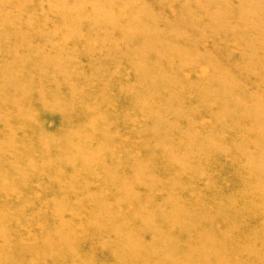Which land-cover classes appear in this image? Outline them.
Segmentation results:
<instances>
[{
  "label": "rangeland",
  "instance_id": "374dc122",
  "mask_svg": "<svg viewBox=\"0 0 264 264\" xmlns=\"http://www.w3.org/2000/svg\"><path fill=\"white\" fill-rule=\"evenodd\" d=\"M130 23L132 35L121 30ZM142 76L145 80H140ZM220 80L223 87L215 84ZM150 85L156 86L153 92L147 89ZM207 90L212 91L209 96ZM219 94L237 99L225 107ZM18 103L20 108L15 107ZM261 103L264 0H0V226L11 231H4L0 239H21L23 224L15 230L14 222L31 218L24 233L34 230L28 239L39 244L32 242L37 247L31 254H46L39 259L41 264H168L161 261L166 252L160 244L171 220L184 222L185 228L180 232L181 247L175 230L170 226L167 232L172 242L166 244L178 248L170 264H192L189 241L199 239L197 227L221 242L224 229L242 222L246 230L238 233L243 238L264 241L263 191L257 188L250 196L249 192L240 196L263 211L258 217L253 215L258 210L251 207L243 217L236 211L230 218L226 206L222 214L218 211L231 202L215 204V195L241 189L249 177L257 182V172L249 173L252 165L241 152L224 157L208 152L206 159L199 153L202 144L223 148L248 144L239 131L256 124L255 133L264 130V124L247 123L248 115L241 117L243 109L254 111ZM16 116L33 127L23 120L8 122ZM141 121L145 125L139 128ZM155 126L156 140L169 143L174 152L161 154L156 146L157 151L148 152L143 147L149 157L141 161L139 130L151 136L149 130ZM226 130L235 137L215 138ZM5 132H12L16 140L3 137ZM186 136L194 141L192 150L179 145ZM259 142L261 147L244 151L264 158V142ZM183 163L197 172L182 176ZM140 166L147 175L135 176ZM255 168L264 173L263 165ZM136 177L167 187L158 193L161 203L155 201L151 207L152 217L135 208L127 219L128 202L121 203L123 197L141 194L144 205L154 194L151 184L149 189L134 184ZM57 182L62 196L58 185L53 187ZM173 184L181 186L182 195L173 192ZM162 211L168 218L173 211V217L161 219ZM53 232L59 235L50 238ZM227 242L237 246V241ZM12 243L5 247L25 250L20 242L17 247ZM122 243L130 252L115 253ZM218 249L223 253L220 264H234L223 259L222 246ZM29 257L33 264L35 258ZM13 259L14 264H27L22 255Z\"/></svg>",
  "mask_w": 264,
  "mask_h": 264
},
{
  "label": "bare ground",
  "instance_id": "6f19581e",
  "mask_svg": "<svg viewBox=\"0 0 264 264\" xmlns=\"http://www.w3.org/2000/svg\"><path fill=\"white\" fill-rule=\"evenodd\" d=\"M256 23H258L257 22V20H256ZM131 26H134V24L133 23H130L128 26H126V27H122L121 28V30L122 31H125L126 33H128V34H130L131 33V31L134 29V28H132ZM129 30V31H128ZM135 30V29H134ZM131 35H132V33H131ZM142 35L144 36V33H142ZM140 80H145V77L144 76H142L141 78H140ZM137 83H139V85H141V81H139L138 80V82ZM165 84L166 83H162L161 84V86H160V89H162L163 88V90L165 89L164 88V86H165ZM216 84V86L217 87H219L220 85L222 86L223 85V82H221V80L220 81H217V83H215ZM154 86L155 85H150V86H148L147 87V89L149 90V91H151V92H153L156 88H154ZM142 87V86H141ZM156 87V86H155ZM223 87V86H222ZM210 92H212V91H210V90H207V91H205V93L209 96V93ZM219 92V91H218ZM9 93V92H8ZM7 93V94H8ZM204 93V94H205ZM20 96H24V95H20ZM147 99H149V96H147L146 97V100ZM237 98H230V99H226V98H221L220 97V94H219V96H218V100H220L223 104H224V106L226 107V105H228V106H232L231 104L236 100ZM43 100H45V99H43L42 98V101ZM52 101L53 102H56L57 104H58V102L57 101H55L54 99H52ZM227 101H229L230 103H228ZM238 103H239V105H241L242 104V106L245 104L244 102H239L238 101ZM51 103L49 102L48 104H46L47 106H49ZM230 104V105H229ZM259 105V107H257V106H255V108H254V111H252V109H249V108H247V107H244V109H243V115L241 116L242 118L244 117V115H248L247 117H246V122L247 123H252V122H254V121H256V120H260L263 124H264V104L263 103H261V104H258ZM16 108H20L21 107V105L18 103L16 106H15ZM56 107H58L59 108V104L58 105H56ZM137 110H139L140 111V109H137ZM140 112H142V111H140ZM59 117H62L63 118V115L60 113L59 115H58ZM144 117H146L145 115H143ZM17 118H15V117H11L10 119H8V122H11V121H21V120H23L22 122H26L27 124H26V126H29L30 128H32L33 126H32V124L31 123H29L28 122V120H26L23 116H16ZM61 118V119H62ZM29 119H32V117L30 116L29 117ZM144 121H147V120H144ZM143 122L141 121L140 122V126H139V128H141V126L142 125H145V124H142ZM3 124L2 123H0V126H2ZM36 126H38V127H41V124H35ZM251 125V124H250ZM262 126V125H261ZM256 128V124H253V125H251V127L250 128H248V130H244V133H241L240 131H239V133H238V136H241V137H243V138H247L248 140H249V143L248 144H246V145H244V146H242V145H240V144H236V145H233L232 147H230V148H223L222 146H219V145H217V146H213V147H209L208 146V144H202V146L199 148V153H200V155H201V158H204V159H206L207 157H205V156H208L209 154H208V152H211V153H214V154H212V155H220V156H230V155H237L239 152H241V155H242V157H243V159H244V161L246 160L247 161V163L248 164H251L252 165V167L250 168V170H249V173L250 174H252L253 175V173H255V172H257V174H258V178H257V182L255 183L254 181H255V179H254V181L253 182H251V178L249 177V181L248 182H245L244 184H242V186H241V189H239V187H237V189L236 190H234V191H232V193L231 194H229V195H222V194H220V195H215L214 197H216L217 198V203L215 202V204H220V203H222L223 202V200L224 201H227V203H230L231 202V204L229 205V204H223L222 206H221V208H220V210L218 211L220 214H222V211H221V209H223L225 206H226V208H227V211H229L230 212V218L231 217H233L234 216V214H235V212L237 211V212H240V215H239V217H243L250 209H251V207H252V205L251 204H248V203H246V202H244V200L243 201H241V198H240V196H241V192L243 193V192H249V194H247V195H251L250 194V192H252L251 190H257V188H259L258 190H259V193L260 192H262L263 191V193H264V173H262L261 174V172L259 171V169H257L256 170V168H255V166H258V164H260V165H263L264 166V158H259V157H257V156H255L254 157V155L252 156V155H250V153H249V151H244L245 149H256V148H259V147H261L262 145L260 144V142L259 141H263L264 142V130H260V131H257V132H255V133H252V129H255ZM140 131V133H139V136H138V141L136 142V144L142 149V151H140L139 153H138V156L141 158L140 160L142 161V158H145V156L146 155H148L147 153H146V151H150L151 150V148L154 150V151H157L158 149H156V148H153V147H157V148H160L161 150H163L162 151V153L161 154H165V153H167V154H171V153H173L174 152V150H171L172 148H174V147H172L169 143H167V142H164V144L162 143V142H160V141H157L156 140V138H155V136L156 135H154L153 133L154 132H157L158 133V126H155V127H153V128H151L149 131H150V135L151 136H145L144 134L146 133V132H148V131H146L145 133H144V131H142V129L141 130H139ZM226 131H228V133H231V134H228V133H226L224 136H221V134H219V133H217V135L218 136H216L215 138H217V137H220L222 140H224V138H225V136L227 135V136H234L233 134H232V132H229V130H226ZM7 133V134H6ZM12 134V132H5L4 134H3V137H5V138H7V139H10V141L11 140H16V138H15V136H12L11 135ZM183 136V135H182ZM74 137H75V135H74ZM150 137V140L148 141V138ZM235 137V136H234ZM162 138H165V137H162ZM182 138V137H181ZM189 138H191V137H189ZM188 136H186L185 138H182V142H180L179 143V145L181 146V147H183L185 150L186 149H188V150H192L193 149V147H192V144H193V142L192 141H189L188 139ZM41 140H42V138H40ZM191 140H192V138H191ZM9 141V142H10ZM155 141L157 142V144H155ZM204 141V140H203ZM191 142V143H190ZM200 144H201V142H202V140H200V141H198ZM154 143V144H153ZM187 143H190L191 145H186ZM206 143V142H205ZM153 144V145H152ZM215 144V143H214ZM213 145V144H212ZM143 147H147V149H146V151L143 149ZM167 147V148H166ZM187 152V151H186ZM160 154V155H161ZM141 155V156H140ZM260 155V154H259ZM148 157H149V155H148ZM178 159H179V161H182L183 162V159H182V157L180 158V157H178ZM237 159V158H236ZM216 161V160H215ZM198 167H200L199 165H198ZM232 168V167H231ZM196 169H198V168H194L193 166H191L189 163H183V165L182 166H180V173H182L183 175L182 176H185V175H188V174H191L192 172H197V170ZM232 170V169H231ZM148 174V172H147V170L146 169H144V168H142L141 166H140V168L137 170V171H135V176L137 175V176H145V175H147ZM185 174V175H184ZM134 176V177H135ZM181 176V177H182ZM254 176V175H253ZM134 177H132V178H134ZM136 179H137V181H136V183H134V184H139V187H142V186H145L147 189H149L150 188V184H151V186H152V188H153V190L151 191V192H154V196H153V198H152V196H149V197H147L146 198V200H145V202H144V205H141V201H142V199H143V197L144 196H142L141 194L140 195H128V196H125V197H123L122 199L123 200H121V203H123L124 201L125 202H128L127 203V208H128V211H127V219H129V218H132V215H131V211H135V208H137L138 210L140 209L141 210V213H144V212H146V213H148V215L149 216H153V214H154V211L153 210H151V207L152 206H154L153 204L155 203V201H158L159 203H161V201H159L158 199H157V196H159L158 195V193L160 194V193H163V192H166L165 190L167 189V187L165 186V185H160V187L158 186V185H156L157 183L156 182H154L153 183V181H151L150 179H146V180H148V182H145V181H142V179H144V178H140L139 180H138V178L136 177ZM180 179V178H179ZM178 179V180H179ZM183 179H184V177H183ZM16 178L15 179H13V181L14 182H12V184L13 185H15L16 184ZM181 180V179H180ZM184 180H187V178L186 179H184ZM202 180V179H201ZM56 181V180H55ZM58 181V180H57ZM176 181V180H175ZM174 181V182H175ZM53 182H54V180H53ZM182 182V181H181ZM156 183V184H155ZM58 185V187H59V189H57V190H60V195L62 196L63 195V188H61L60 189V185H59V183L57 182V183H53V187L54 186H57ZM196 185V184H195ZM173 186V190H176V191H173L174 193H180L179 195H182V193H181V186L180 185H178V186H176V184H173L172 185ZM175 187H177V189H174ZM69 188H72V187H69ZM194 188V187H193ZM67 189V188H66ZM189 189V188H188ZM192 189V188H191ZM240 191H239V190ZM208 190V189H207ZM72 191H73V188H72ZM203 191H204V189H203ZM59 192V191H58ZM66 192L68 193L69 191L68 190H66ZM184 192V191H183ZM255 192H257V191H255ZM150 193V192H149ZM205 193V192H204ZM12 194V193H11ZM65 194V193H64ZM70 194V193H69ZM72 194H75V193H73L72 192ZM71 194V195H72ZM243 194H245V193H243ZM254 194V193H253ZM252 194V195H253ZM15 195V194H14ZM58 195V194H57ZM156 195V196H155ZM246 195V194H245ZM246 195V196H247ZM61 196H59V197H61ZM247 197L248 199L250 198V197ZM261 196V195H260ZM210 197V199H211V197H212V195L211 196H209ZM227 197V198H226ZM263 197V196H262ZM254 198H256V200H257V196H255ZM253 199V198H252ZM254 200V199H253ZM261 200L262 199H260V202H261ZM252 201V200H251ZM259 201V200H258ZM140 202V203H139ZM174 202H176V203H178L179 201H174ZM248 202H249V200H248ZM253 202V201H252ZM251 202V203H252ZM262 203V202H261ZM260 203V204H261ZM257 204V203H256ZM119 205V204H118ZM254 205V204H253ZM255 206V205H254ZM252 207L253 209H257L256 207ZM262 206V205H261ZM106 207H110L111 208V205H108V206H106ZM258 207H259V205H258ZM264 207V206H263ZM159 208H163V205H160L159 206ZM262 208V207H261ZM218 209H219V207H218ZM263 209V211H264V208H262ZM258 210V209H257ZM259 210H260V208H259ZM254 211L253 212V215H255L256 217H258L259 216V214L260 215H262L261 213L263 212H261L260 213V211ZM161 210L160 209H158V207H157V209H156V212H160ZM177 211V210H176ZM141 213L139 214V215H141ZM172 213H173V211L172 212H169V214H168V216H169V218H172L173 217V215H172ZM22 215H24V214H22ZM134 216H135V214H133ZM160 217H161V219H165V217L167 216L166 214H164V211H162L160 214ZM159 215H156V217H159ZM219 215V214H218ZM264 215V214H263ZM221 216V215H220ZM254 216V217H255ZM54 217H58V220L61 222L63 219L59 216V215H55ZM224 217L225 218H227V219H229L228 218V216H227V214H225L224 215ZM34 218V217H33ZM166 218H168V217H166ZM168 218V219H169ZM176 218V217H175ZM193 218H194V216H193ZM261 219V218H260ZM143 220H145V219H143ZM215 220V219H214ZM33 220L31 219V218H29V219H24V221H22V220H17V222L15 223L14 222V224L16 225V226H14L15 227V230H17V228H19L20 229V225L19 224H23V227H21V228H24L23 230H24V232L26 231V227L25 226H27V228H28V226H31V224L33 223L32 222ZM174 221V222H173ZM257 221V220H256ZM200 222V221H199ZM205 222V221H204ZM252 222V221H251ZM68 222H66V224H67ZM261 223H262V221H261ZM242 224V222H238L237 223V225H232V226H228V228H226V229H224L223 230V232H221V239H222V241L221 242H219V241H215L214 239H213V235L211 234V233H209V232H207L206 230H202V228H198L197 227V232L199 233V234H197L198 236H199V239H198V237L196 238V237H194L192 240H190L189 241V243H191V244H193L192 246H193V249L194 250H191L192 252H189L188 251V256H189V258H190V263L192 262V264H220V262H221V260H222V257H223V253L218 249L219 247H221L222 246V248L223 249H225V256L226 257H224L223 259H227V260H234V264H242V263H240L241 261H243L244 260V263L245 264H264V241H262L261 240V238H251V237H245V238H243L239 233H238V230H246V228H245V226L244 225H241ZM168 225V226H167ZM167 225H166V227H167V230L165 231V233L167 234V235H164L163 234V236L161 237V239L163 238V240H164V243H162V244H160V245H162V246H164V249H165V252H166V256L165 257H163V258H161V261H168V264H170V262H171V260H172V253L174 252V250L177 248V247H175V246H172L173 244L171 243H169V244H166V243H168V242H172L171 241V239L172 238H169L170 236H169V233H167L168 232V230H170L169 228H170V226L175 230H173L172 232L174 233V235H175V232L179 235V237H175V240L178 242V244H177V246L178 247H181V236H183V234L184 233H182L181 235H180V232H184L183 231V229L185 228V224H184V222H182V223H176L175 222V220H171V221H169L168 223H167ZM225 225H226V223H225ZM256 225V224H255ZM197 226V225H196ZM199 226V225H198ZM215 227H220L219 226V224H216L215 223V225H214ZM256 227V226H255ZM264 228V227H263ZM14 229V228H13ZM189 229H191V230H194V232L195 233H197L195 230L196 229H194L193 227H189ZM7 230L8 229H6V230H3V227L2 226H0V236H2V234H4V231L6 232V234H8L7 233ZM12 230V229H11ZM38 230V229H37ZM40 230V229H39ZM230 230H232L233 232H235V234L237 235V237H235V236H232V232L230 231ZM3 231V232H2ZM8 231H10V230H8ZM20 231V230H19ZM262 231V230H261ZM263 231H264V229H263ZM262 231V233H264ZM11 232V231H10ZM10 232H9V234H10ZM23 231L21 232V234L23 233V236L21 237V239H15V237H14V239L13 238H9V237H7V236H4V237H2V243L0 244L1 246H0V259H3V260H0V264H14V259H13V257L15 256V255H19V257L22 255V260H23V262L24 263H27V264H31V258L29 257L28 259H27V257L28 256H31V257H33V259H34V262H32L33 264H41V262H40V258L41 257H43L44 255H46V254H43V252H36V257H34V255L33 254H31L32 253V247L33 248H36L37 246L36 245H38L39 243L37 242V243H35L36 241H34V240H32V241H30V239H28L30 236H31V234H32V232H34V230L32 231V229L29 231V232H27L26 234H29V235H26L25 233H24ZM157 232H159V231H155V233H157ZM171 232V231H170ZM219 232V231H218ZM16 233H17V231H16ZM20 233V232H19ZM209 233V234H208ZM262 233H261V235H262ZM15 234V233H14ZM13 234V235H14ZM219 234V233H218ZM256 234V233H255ZM11 235V234H10ZM12 235V236H13ZM16 235V234H15ZM57 235H59L58 233H56V232H53L52 234H51V236H50V238L51 237H56ZM178 235H175V236H178ZM9 236V235H8ZM21 236V235H20ZM173 236V235H172ZM248 236H251V235H248ZM264 236V235H263ZM32 237V236H31ZM188 237V236H187ZM186 237V238H187ZM210 237V238H209ZM26 238L29 240V242L26 240ZM185 238V239H186ZM228 239H232L233 241H237L235 244L237 245L236 247H231V246H229V244H228V242H227V240ZM12 241H13V243H14V245L16 246V243L17 242H20L19 244H20V246L22 247V248H24L25 250L23 251V252H21L20 250H8L5 246L8 244V243H12ZM24 241V242H23ZM63 241H65V239L63 238L62 240H60V242H63ZM186 241L188 242V238L186 239ZM32 242H34L35 244H33ZM175 242V241H174ZM12 243V244H13ZM180 243V244H179ZM29 244V248L27 247L26 248V246ZM127 243H122V244H118V251L117 252H115V253H118V254H120V253H122L120 250H124V251H129V250H131V248H129L128 247V245H126ZM176 244V243H175ZM198 244H200V247L198 246V248L197 249H195V245H198ZM203 246V247H202ZM17 247V246H16ZM230 247V248H229ZM55 250V248H52V250H50L49 252H52V251H54ZM177 250H178V248H177ZM190 250V249H189ZM2 251H5V252H2ZM130 252V251H129ZM129 252L127 253V254H125L126 256H129ZM123 254V253H122ZM51 255H55L54 253H51V254H49V256H51ZM27 256V257H26ZM243 256V257H242ZM53 257V256H52ZM28 260V261H27ZM30 260V261H29ZM33 261V260H32ZM54 261H55V259H54ZM57 261V260H56Z\"/></svg>",
  "mask_w": 264,
  "mask_h": 264
}]
</instances>
